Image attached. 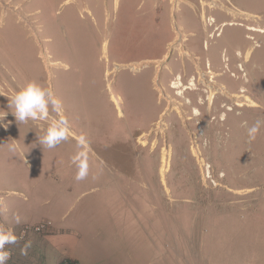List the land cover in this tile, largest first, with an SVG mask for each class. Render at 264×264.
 Here are the masks:
<instances>
[{"label": "rangeland", "instance_id": "1", "mask_svg": "<svg viewBox=\"0 0 264 264\" xmlns=\"http://www.w3.org/2000/svg\"><path fill=\"white\" fill-rule=\"evenodd\" d=\"M180 1L0 0V114L8 113L0 121V211H5V199L14 196L13 189H21L23 194L14 198H19L21 207L25 206L23 211L34 209L35 216L49 214L55 218L56 213H65L66 221L80 225L96 220L98 226L105 225L107 234L125 238L127 249L142 254L144 263L157 256L155 246L145 237L148 223L138 213L143 210L149 216L154 215L149 207L163 209L166 214L176 209L203 210V214L215 208L232 209L236 213L233 228L221 227L222 218L215 224L202 225L204 244L214 235L223 238V246L226 241L231 246L233 241L241 239L246 228L252 232L246 224L258 218L261 223L258 221L260 227L255 231L260 234L258 242L264 243V125L252 141L247 133V127L258 119L264 120V73L259 71L264 63V8L258 5L263 0H232L238 7L242 5L257 14L246 11L251 16L235 20L226 13L223 19L213 14V19L209 16L204 24L215 54L199 50L196 53L203 65L217 69L220 63H225L226 78L212 85L225 87L227 94L218 95L217 101L230 99L232 110L226 120L220 114L222 119L209 129L211 138L209 135L200 138L201 161L192 156L193 137L186 144L174 129L176 116L173 119L171 114L176 112L177 104L170 90L175 91L177 80L170 74L165 80L160 77L161 70L173 69L181 54L190 49L192 26L197 29L201 26L181 18L184 13ZM224 1L234 12L238 10L236 4ZM92 13L98 15L97 19L93 20ZM167 33L169 39L163 44ZM244 35L245 38H239ZM247 45L253 47L254 55L243 70L238 67L242 57L237 58L236 52L244 51ZM162 47L161 56L139 60ZM217 47L224 52L223 56ZM148 66H153L158 74L154 83L157 99L153 111L149 109L143 116V109L133 96L127 95L120 77ZM244 71L248 75L247 83ZM88 78L94 84L92 95L82 86ZM179 78L183 79L180 73ZM30 81L51 88L62 102L63 112H50L48 119L66 117L71 133L55 148L49 149L39 142L47 122L19 123L8 107L9 99ZM243 87L247 89L240 91ZM111 93L116 94L124 116H115L116 110L108 102ZM99 96L106 100L105 105L93 102ZM236 102L241 105H235ZM127 123L143 129L138 135L126 136ZM99 136H109L110 142L117 139V146L110 147V143L106 149L103 146L97 149ZM77 156L88 166V175L80 181L75 179L78 167L73 163ZM9 212L11 216L12 210ZM250 212L255 217L248 216ZM83 215L88 221L83 222ZM158 224L162 226L163 222ZM170 228L176 236L175 227ZM228 230L232 231L230 237L225 233ZM59 236L65 239L57 235L45 238L47 242L40 245L38 253L39 264H59L66 260L73 264L114 261L118 264L123 261L121 257L133 258L119 255L114 240L104 246L102 240L84 242L74 233ZM154 240L155 244H161L160 239L154 237ZM94 243L97 245L93 246ZM153 264H158L156 259Z\"/></svg>", "mask_w": 264, "mask_h": 264}, {"label": "crops", "instance_id": "2", "mask_svg": "<svg viewBox=\"0 0 264 264\" xmlns=\"http://www.w3.org/2000/svg\"><path fill=\"white\" fill-rule=\"evenodd\" d=\"M258 5L264 8V0L263 4ZM243 10L257 14L255 11H251L247 8H244ZM167 39H169V33L166 34V38L163 40V44ZM162 53L163 47L150 56L142 57L139 60L154 59V57L161 56ZM167 74V71L161 70L160 77H163V80H165L167 79ZM88 75L91 76L90 71ZM157 75L158 74L155 71L154 67L148 66L140 70L139 72L132 73L128 71L127 73H123L120 77L121 84L127 89V95L129 97L133 96L135 100L138 101L141 110L143 109V111L141 112L142 115L146 112L148 113L149 109H151L152 106H154L156 103L157 94L154 83ZM98 76L99 73L97 77ZM73 84L74 83H71V85ZM82 86L88 95H92V92L95 90L94 84L90 81L89 78ZM73 88L75 87L73 86ZM93 102L102 105L106 104V100L102 96H99V98L93 100ZM108 102L112 104L114 109L116 110V117L124 116V112L119 103L118 105L121 111L120 114L118 113V109L112 102L110 96L108 98ZM151 111H153V109H151ZM156 113L157 111L153 114L151 120L155 117ZM143 116H145V114ZM125 126L127 131L126 136L138 135L143 129L140 126L133 128L134 125H130L129 123H127ZM104 134V136L109 135L106 133ZM76 137H78V135H76ZM97 139V149H99L100 146H103L106 149V147L110 143L112 144L110 147L117 146V139L113 142H110L109 136L105 138H101V136H99V138ZM12 182L13 185L16 186L15 181ZM13 191H16L14 196L5 199V211H0V225L6 226L7 228H10L12 230H18L24 225L32 226L46 220L50 221L51 224L48 230L43 234L28 233L24 239H19L15 245H11V258L7 261V264H39L38 256L40 255H38V253L40 245L47 242L45 238L48 235H57L58 237H64L65 239V236L59 235L68 233L77 234L80 237L79 239H82L84 242L102 240L104 246H106L108 242L111 243V240H114V243H117L119 255L123 254L129 257H133L132 260H124L120 256L123 261L118 264H153V261L155 259L158 264H240L241 262L245 261L246 264H264V243L258 242L260 234L255 231L256 228L258 229V226L260 227L258 221L261 223V220L259 218L256 221L248 220L249 222L246 224V226H250L252 232H249V230L246 228V231L242 234L241 239L233 241L231 246L227 241L223 246L221 243L223 238L219 236V238H215L214 235L212 236V238H210V241L207 245L204 244V232L202 231V225L208 222L215 224L218 218H222L224 220V223H222L221 227L224 226L227 228H233L235 224V220L233 217L236 216V213L232 209L219 210L215 208L210 210L209 213L204 214L202 213L203 210L187 209L186 212L176 209L172 211L173 213L169 211V213L166 214L163 213V209L160 210L149 207L151 209L150 211L154 213V215L150 216L147 214V211L138 210L139 215L145 218V221L148 223V230H145L146 227H144L146 235L145 237L149 242L152 243L153 247L155 246L154 248L157 253V256H153L155 258L152 257L148 262L144 263L142 254L138 253L137 251L134 253L130 247V251L129 249H127L128 247L125 244L127 240L125 238H117V236L113 233L107 234L105 232V225L102 224L98 226V223L95 222L96 220H92L89 224H87L85 220L88 221V219H86L85 215H83L82 218L85 224L80 225L73 224L70 220L66 221L67 215L65 213H56V216H58L57 218L49 214L42 215L41 217L35 216L37 212L34 209L23 211V208L25 206L23 205L24 207H21L18 204L19 198H14L17 194H23L21 189H13ZM9 210H12L11 216ZM248 216L255 217V214L253 212H250ZM134 217H136L137 219V215H134ZM16 218H19V223H16ZM160 222H163L162 226L158 224ZM164 222H166V224H164ZM75 226H77L78 228ZM171 226H174L176 228H174V232H177L176 236H174L173 229L170 228ZM216 230L219 231L218 226L216 227ZM225 233L227 237L232 236V231L230 230L226 231ZM154 237L161 240L160 245L154 243ZM26 243H30V247L27 248V254L24 255L21 253V249L25 246ZM100 244L101 247H104L102 243ZM96 245L97 243L93 244V246ZM207 246L208 248L206 251L205 248ZM217 250L219 251L220 256L219 254H217ZM217 256L219 257L217 258ZM41 258L43 259V256ZM42 259L40 261H42ZM67 261L70 262L69 260ZM110 264H117V262L114 261V263Z\"/></svg>", "mask_w": 264, "mask_h": 264}, {"label": "bare ground", "instance_id": "3", "mask_svg": "<svg viewBox=\"0 0 264 264\" xmlns=\"http://www.w3.org/2000/svg\"><path fill=\"white\" fill-rule=\"evenodd\" d=\"M63 1H64V3H66V2H68L70 0H63ZM180 2L183 5L182 12L184 13V14H181L182 15L181 18H183L184 20L189 21L190 24H195L196 22H198V23L201 24V26L198 29L195 28L194 25L192 26V29L189 28V29H191L190 30L191 33H193V35H191L190 38L188 39L189 42L190 41L192 42V45L189 46L190 49L186 53H184L183 55L181 54V56L178 58V60H176L177 62H175L174 64L172 63L173 64L172 66H175V67H173V69H170V70L168 69L169 70L168 74H170V77H173L174 80H177L175 82L176 85L174 86V90L175 91L172 92L170 90V93H171V95L173 97V100L177 104V107L175 108L176 112H173V113L171 111L170 112L172 113L171 114L172 115L171 118L173 117V115L176 116V120H175L176 122H174L175 124H173V125H175L174 129H176L180 133V135L183 137V138L180 137V138H182V141H184L186 144H188V143H190L189 142L190 138L193 137L194 144H193V146H191L190 150L192 152V156L194 155L197 159H199V161H201V158H200V145H199L200 144L199 141H201L200 138L206 137L207 135H209V129L212 128L213 126H215V124L220 119H222L220 114H222V116L224 114L225 117H226L225 118V120H226L230 116L229 115L230 114V110H232V108H231L232 104L230 102V99L229 100L224 99V100L217 101V96L218 95L221 97L222 95L224 96V95L227 94V92L225 90V87H223V86L215 87V86L212 85V83H215V82L219 83V81L221 79L223 80V79L226 78L225 63L222 62L219 65L217 64L218 65L217 69L213 68L209 64L203 65L202 63H200L199 56L196 53L197 52L196 50H199V52L204 51L206 53V51H207V53L215 54L214 51L212 52L213 49L210 48L211 47V39H210V36L208 34L209 30L207 28H205L204 24L206 23L207 18L209 16H211V18L213 17L212 16L213 14H215L216 18L223 19V15H225V13H226V14L229 15L230 19L233 18L234 20H235V18L236 19H240L242 16H251V14L250 13L248 14L246 11H244L243 10L244 8L241 7L242 5L238 7L236 2H233L232 0H228V2L232 3V4H236L237 7H235V8H238V10H236L237 12L233 11L234 8L233 9L232 8L231 9L228 8L227 5L225 4L226 2L224 0H220L219 3H217L216 0L210 1V2L207 1V0H181ZM231 6H235V5H231ZM67 12H68V10H67ZM174 12H176L177 15H178L177 11H174ZM182 12L180 11V13H182ZM0 15H1V10H0ZM9 15H11V14H9ZM91 15H93V16H91L92 18L94 17L93 20L97 19L98 15L95 16L94 13H92ZM67 16L68 15L66 13V17ZM185 16H187V17H185ZM188 16L190 17V20H189ZM70 19H68V20H70ZM101 19L102 18L100 17V20ZM87 20L89 21V19H87ZM184 20H182V21H184ZM61 21H63V19ZM65 22L66 21L64 19V23ZM83 22H85V21L83 20ZM59 23H60V21H59ZM68 23L71 24L70 21ZM78 23H79V21H78ZM184 23H185V21H184ZM184 23H182V24H184ZM80 24H81V22H80ZM83 24L85 25V23H83ZM90 24H91V22H90ZM166 24H168V23H166ZM179 24H180V22H179ZM73 25H76V24H73ZM91 25H93V24H91ZM68 26L69 25H67V27H66V25H65L66 28H68ZM169 33H170V31H169ZM204 34H208V35H204ZM245 36L246 35L239 36V38H242V37L245 38ZM185 40H187V38H185ZM250 41H252V40H250ZM193 43H194V45H193ZM8 46H9V44H8ZM217 48L220 49V54L223 56L224 52L221 50L220 47H217ZM252 51H253V47L251 45H247V47L244 49V51H242L241 49L237 50L236 57L237 56L238 57H242V59H243V60L241 59L243 64L242 63L239 64L238 67H240L243 70H245L244 66H246V64H248L250 58L252 57V55H254V54H252L253 53ZM178 54H179V52H178ZM219 59H221L220 55H219ZM172 62H174V61H172ZM257 62H259V61H257ZM263 64L264 63L260 64L261 66H259L260 67L259 71L264 73ZM256 65H257V63H256ZM256 65L254 67H256ZM132 68H134V67L132 66ZM259 71H258V73H260ZM179 73H180V75L183 78L182 80H181V78H179ZM246 74L247 73L245 72L243 75L245 76L244 77V82L247 83L249 81V79L247 78L248 75H246ZM176 77H178V78H176ZM260 78H261V76H260ZM245 89H247V88H244V87L240 88V91H244ZM112 93H114V92H112ZM112 93L110 94V97L112 99V102L117 107L118 113L120 114L121 111L119 109L118 99H117V97H115L116 94H114L115 96H113ZM262 98H264V97H262ZM235 105L239 106L241 104L239 102H236ZM173 119H174V117H173ZM69 132L71 133V131H69ZM209 137L211 138L210 135H209ZM180 138H179V140H180ZM164 169H165V167L162 165L161 166V170H164ZM227 181H229V179ZM238 182H239V179H238ZM229 183H230V181H229ZM230 186H233V184L230 185ZM223 199H224V197H223ZM212 204H213V202H212Z\"/></svg>", "mask_w": 264, "mask_h": 264}, {"label": "clouds", "instance_id": "4", "mask_svg": "<svg viewBox=\"0 0 264 264\" xmlns=\"http://www.w3.org/2000/svg\"><path fill=\"white\" fill-rule=\"evenodd\" d=\"M8 107L19 123H26L29 120L47 122L48 127L45 130V134L39 137L41 145H46L49 149H52L68 139V132L70 130L68 119L66 117L51 121L48 119L50 112H56L57 114L63 112L62 102L51 88H46L36 81H30L19 91H16L9 99ZM7 114V112L2 111L0 121ZM262 125H264V120L258 119L251 127L246 126L249 141L256 138ZM81 141L82 143L84 142L83 137ZM82 159L81 156L73 159V163L78 167L75 176L77 181L84 180L88 175V166L82 162ZM19 222V218H16V223ZM17 242L18 237L14 231L6 226L0 225V264H7V261L11 258V250L7 249L6 245H15ZM28 247H30V243L25 244L21 249V253L26 255Z\"/></svg>", "mask_w": 264, "mask_h": 264}, {"label": "built area", "instance_id": "5", "mask_svg": "<svg viewBox=\"0 0 264 264\" xmlns=\"http://www.w3.org/2000/svg\"><path fill=\"white\" fill-rule=\"evenodd\" d=\"M133 67H134L133 69H135V66ZM50 224H51L50 221L46 220V221H41L36 225H32V226L24 225L20 227L18 230H13V231L19 240V239H24L28 233L43 234L45 231L48 230ZM6 248L11 250V245H6Z\"/></svg>", "mask_w": 264, "mask_h": 264}, {"label": "trees", "instance_id": "6", "mask_svg": "<svg viewBox=\"0 0 264 264\" xmlns=\"http://www.w3.org/2000/svg\"><path fill=\"white\" fill-rule=\"evenodd\" d=\"M67 260L66 261H62L60 262L59 264H66ZM68 263V262H67ZM69 264H73L71 261L69 262Z\"/></svg>", "mask_w": 264, "mask_h": 264}]
</instances>
